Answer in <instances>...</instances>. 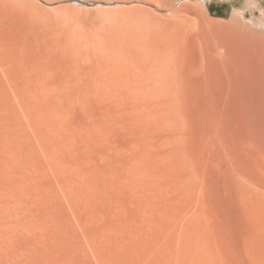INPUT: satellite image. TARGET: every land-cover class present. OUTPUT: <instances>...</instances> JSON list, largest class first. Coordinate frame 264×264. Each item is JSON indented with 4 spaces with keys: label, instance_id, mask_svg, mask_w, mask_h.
Masks as SVG:
<instances>
[{
    "label": "rangeland",
    "instance_id": "374dc122",
    "mask_svg": "<svg viewBox=\"0 0 264 264\" xmlns=\"http://www.w3.org/2000/svg\"><path fill=\"white\" fill-rule=\"evenodd\" d=\"M35 1L51 18L0 0V264H264L261 37L195 30L115 65L77 44L84 62L79 19Z\"/></svg>",
    "mask_w": 264,
    "mask_h": 264
},
{
    "label": "bare ground",
    "instance_id": "6f19581e",
    "mask_svg": "<svg viewBox=\"0 0 264 264\" xmlns=\"http://www.w3.org/2000/svg\"><path fill=\"white\" fill-rule=\"evenodd\" d=\"M44 1H46L50 7L56 8V9L58 8L59 10H61L62 15H59V16L54 15V17L56 19H58V20L68 19L69 21H71L72 19L77 18V20L79 19L78 21H80L81 24H83L82 25L83 30L81 29L83 32L78 33V34H80V36L74 38L75 36L73 35L74 37H71L72 39H70L68 41L69 44H67V45H69L68 47L71 49V51H73L72 54L74 56H79L80 54H83V53H80L74 49V47H76L77 44H81L83 46V48L86 49L87 54L88 53L90 54V52H92V54H93V49H94L95 50L94 52H97V54L100 53L101 56H104L103 59H105V57H106V59L108 58V60L109 59L114 60L113 65H115V62H117V59H119V61L121 60L122 57H125L127 59V55H128L127 52H129L131 50L125 51V49H127L126 47H129L131 49L132 48L137 49L138 47H145V49L144 48L143 49L146 50V48L149 46H154V45H157L160 43H166L167 41H169L173 37H176V36H179L182 34H186V33H190V32L195 31V30L205 29V30L212 31V30L220 29L221 31L235 32V33L239 32L241 30V31H243V32H245L251 36L255 35V34H257L256 36L259 35L264 42V3L261 2L260 0L259 1L254 0L249 4L250 5V11L252 12V14L255 13V9L257 8L260 11V15L257 17L255 15H253L252 18L248 19V20H245L246 15H247L246 10H245L246 8L240 9V10L236 9L233 12L232 17H230L229 20L213 18L212 15L210 14V6L206 0H44ZM37 2H39V1H37ZM16 3L19 7H21V9L26 10L27 13L29 14V16L31 15V17H33L32 22L34 21V19H39V22H40V20H42V19L51 18L50 14H49L50 10L48 8H45L42 5V3L40 5V4L36 3L35 0H33V1L29 0L27 2H25L24 0H17ZM38 5H40L41 7ZM78 6H80V7H78ZM103 6L104 7H114L112 9V10H114L113 13H109V14L103 13V15H101L100 12L97 10L104 9V8H102ZM84 7L88 8L87 9L88 13H86L87 15L81 14L80 11H82V10L79 11L80 13L76 12L77 8H84ZM48 11H49V13H48ZM105 11H106V9H105ZM27 13H25V16ZM11 16L12 15H10V17ZM22 16H24V15H22ZM0 18H1V16H0ZM26 19H27V17H26ZM55 22L56 21H54V23ZM33 23H36V22H33ZM41 23H42V21H41ZM58 23L59 22H57L56 25ZM46 24H47V22H46ZM74 26H76V25H74ZM53 27H52V29H53ZM64 27L66 28L67 25H65ZM73 27L66 28L65 30L67 32H64L65 30H63L62 31L63 35L65 33L70 35L71 32L68 30L70 28H71L70 30H72ZM78 28H79V26H78ZM199 33H200V31L198 32V34ZM66 34H65V36H67ZM235 36H237V35H235ZM189 37H190V35H189ZM227 37H229V35H227ZM181 38L184 39L183 35ZM238 38H240V37L238 36ZM215 39H216V37H215ZM65 40H68V39L65 37ZM210 40H211V38H210ZM239 40H237V41H239ZM218 41H219V38H218ZM58 42H59V44H63V43H61V40H59ZM59 46H62V45H59ZM63 46H64V44H63ZM47 47H48V44H47ZM33 48H34V46H33ZM38 48H40V47H38ZM45 48H46V46H45ZM59 48L62 49L63 47L62 48L59 47ZM85 49H83V51ZM262 49H264V48H262ZM43 50H45V49H43ZM64 50H66V49H64ZM14 52H15V50H14ZM35 52H36V50H35ZM50 52H52V50H50L49 53ZM58 52H60V51H58ZM183 52H185V51H183ZM25 53H26V51H25ZM66 54H67V52H66ZM94 54H96V53H94ZM168 54H169V52H168ZM168 54H167V56H168L167 59L169 60L170 55H168ZM3 55L6 56V54H3ZM41 55H43V54H41ZM15 56L16 55H14V57ZM23 56H25V55H23ZM55 56H57V55H55ZM90 56H89V58L87 56V59H91ZM11 57H13V56H11ZM51 57H52V54H51ZM80 57H82V56L80 55ZM83 57L86 61V56H83ZM83 57H82V59H83ZM186 57H184V58H186ZM224 57H226V55H224ZM1 58H3V56ZM223 58H222V60H223ZM84 59H83V61H84ZM106 59L104 60L105 62L102 59H99L100 61L98 60V62L100 63L101 61H103L106 64V63H108V61ZM134 59L136 60V57ZM170 59H171V57H170ZM54 60H55V58H54ZM95 60H92L91 63ZM158 60H159V58H158ZM173 60L174 59L172 58V61ZM181 60H182V57H181ZM70 61H72V60L70 59ZM88 61L90 62V60H88ZM132 61H134V60H132ZM89 62H88V65H90ZM164 62H165V60H164ZM180 62H182V61H180ZM229 62H230V60H229ZM12 63H13V61H12ZM104 63H103V65H105ZM121 63H123V62L121 61ZM142 64H144V63H142ZM94 65H96V64H94ZM94 65H93V67H94ZM21 66H22V64H21ZM133 66H135V65H133ZM111 67H109V68H111ZM112 69L115 70L116 68H111L110 70L112 71ZM74 70L76 71V70H78V68L76 69V67H75ZM128 70H130V68ZM139 70H140V68L138 69L137 73H139ZM51 71H53V70H51ZM91 71L93 72V70H90V72ZM53 72H56V71H53ZM98 72H99V69H98ZM140 72H141V70H140ZM69 73H70V71H69ZM97 74L98 73L96 72L95 76H97ZM116 74L117 73L115 72L114 75L118 76L120 73H118V75H116ZM121 74H122V72H121ZM121 74H120V76H121ZM128 75H130V74H128ZM128 75H126V76H128ZM50 76H52V75H50ZM65 77H66V75H65ZM73 77H74V75H73ZM89 77H90V75H89Z\"/></svg>",
    "mask_w": 264,
    "mask_h": 264
}]
</instances>
